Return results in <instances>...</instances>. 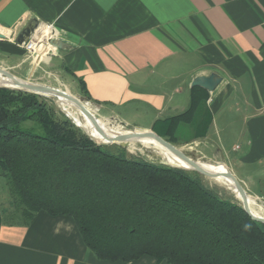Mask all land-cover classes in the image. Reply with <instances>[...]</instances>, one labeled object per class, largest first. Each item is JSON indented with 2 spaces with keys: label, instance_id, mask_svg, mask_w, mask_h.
Instances as JSON below:
<instances>
[{
  "label": "crops",
  "instance_id": "crops-1",
  "mask_svg": "<svg viewBox=\"0 0 264 264\" xmlns=\"http://www.w3.org/2000/svg\"><path fill=\"white\" fill-rule=\"evenodd\" d=\"M31 18L52 24L67 46L49 65L74 83L81 81L103 116L133 128L163 134L164 120L187 109L192 80L218 75L220 84L206 91L208 130L195 142L211 150L216 136L228 162L240 172L252 167L257 173L238 180L231 171L236 179L259 187L264 179V0H0V61L8 68L28 65L16 37ZM188 132L189 125L178 126V134ZM215 163L228 168L225 161ZM7 209L0 206V264H167L150 257L101 262L71 218L39 213L21 226L4 220Z\"/></svg>",
  "mask_w": 264,
  "mask_h": 264
},
{
  "label": "trees",
  "instance_id": "trees-1",
  "mask_svg": "<svg viewBox=\"0 0 264 264\" xmlns=\"http://www.w3.org/2000/svg\"><path fill=\"white\" fill-rule=\"evenodd\" d=\"M79 90L89 101L81 81ZM207 98L193 87L187 109L164 120L165 134L186 124L195 139L204 137ZM94 141L45 97L0 87V177L9 195L4 220L28 226L39 213L71 218L101 262L264 264V224L238 201L221 197L197 172Z\"/></svg>",
  "mask_w": 264,
  "mask_h": 264
},
{
  "label": "rangeland",
  "instance_id": "rangeland-1",
  "mask_svg": "<svg viewBox=\"0 0 264 264\" xmlns=\"http://www.w3.org/2000/svg\"><path fill=\"white\" fill-rule=\"evenodd\" d=\"M31 61H28V65L26 67H23L21 70L17 68H8L5 66L3 62L0 61V68L8 71L9 73L13 74L17 78H20L25 81H29L31 83L39 84L42 86L46 87H51L55 89H59L62 91H66L67 93L71 94L72 96H76L80 98L83 102H86L87 104L90 105L91 107V112L95 115V120L97 123H104L107 122L111 127H118L120 129H126V130H132L134 131L135 129L142 132H149L151 130H143V129H138V128H133V126H128L122 122H120L117 118L115 117H109V116H103L100 112H98L94 106L86 100L80 90H79V84L74 83L71 78L68 77V75L64 72H59L57 68H55L52 65L49 64H40V66L35 67L32 66L30 67ZM29 68V69H28ZM31 69V70H30ZM31 71V72H30ZM30 72V73H28ZM28 73V74H27ZM46 100L48 101V104L55 110V112L62 113L63 115L64 112L59 108L57 105L56 100L53 97H45ZM66 116V115H65ZM72 122V121H71ZM113 124V125H112ZM117 124V125H116ZM139 125H142L143 127H148L146 125V122H138ZM156 134V132L151 131ZM157 135V134H156ZM223 135V134H222ZM175 136V137H173ZM162 139L166 140L173 146H175L177 149L181 150L188 156L189 158L199 161L202 163H207V164H216L215 160L218 161H225L228 165V170L233 172L237 179L239 180V177H241L242 174L246 175H255L254 177L257 176V173L253 171L252 167L244 168L242 169V172L239 171L235 166H233L229 161V156L227 155V150L222 148L223 146L221 145V142H219L215 138V142L213 144V148L211 150H205L203 148V145L198 144L195 142L196 134L194 132H188V134L183 135L182 134H173L172 137L170 135H166L165 132L160 136ZM175 138V139H173ZM198 139V138H197ZM100 144H104L103 140L98 141ZM117 145V144H116ZM163 147V146H161ZM129 157L133 158H140L145 161L155 163V164H163L167 165L159 158L154 152L148 151V150H129L128 148L125 149ZM147 151V152H146ZM211 152V153H210ZM217 152L222 154V157H213L212 153ZM205 153V154H204ZM147 154V155H146ZM220 164V163H218ZM224 165V164H222ZM231 172V173H232ZM232 173V174H233ZM202 176V175H201ZM203 182L205 185H207L209 188L215 190L221 197L223 198H230L234 199L235 201L236 198L233 196V194L226 189L224 186L219 185L218 183L212 181L209 177L202 176ZM244 189L246 190V193L249 195L251 198H255L259 200L260 202L264 203V197L257 196L255 194H264V179L258 182V188H255L252 186V188H248L247 184L241 183ZM9 200V195H8V187L6 180L3 177H0V206L3 205H8L7 201Z\"/></svg>",
  "mask_w": 264,
  "mask_h": 264
},
{
  "label": "water",
  "instance_id": "water-1",
  "mask_svg": "<svg viewBox=\"0 0 264 264\" xmlns=\"http://www.w3.org/2000/svg\"><path fill=\"white\" fill-rule=\"evenodd\" d=\"M39 25V21H37L34 18H31L26 25L22 28V30L19 32V34L16 37V43L18 45H23L24 43H27L30 39V36L33 34V32L37 29ZM0 38H3V35L0 34ZM52 45L58 50H63L64 48H67L66 44L60 41L59 39L52 42ZM0 75L3 78L7 79V85H0L2 88H7L11 90H17V91H23L27 93L37 94L43 97H48L49 95L52 96H58V97H64L66 100H68L70 103L74 104L81 112L82 114L87 117L94 127L96 128L97 132H100L98 125L96 124L95 115L87 108L86 102H83L80 98L76 96H72L71 94L67 93L66 91H62L59 89L51 88L42 86L39 84L31 83L29 81L22 80L20 78H17L13 74L9 73L8 71L0 68ZM221 78L212 73L209 76H198L192 80L191 87H198L201 88L209 93L213 92L215 88L220 84ZM66 115V114H65ZM68 119L72 121V123L81 129L84 133L85 131L80 127L79 124L75 123L68 115H66ZM143 134H137L139 136H144L148 138H152L156 140L158 143H160L164 148L167 150L173 152L176 154L179 158H181L187 167H177L168 165L171 167H176L184 170L194 171L198 174L205 176V177H212L214 172H211L209 170H206L202 167L199 161H195L188 156L181 150L177 149L175 146L167 142L166 140L162 139L160 136L156 135L155 133L149 131V132H142ZM91 140H93L87 133H85ZM104 136V139L106 140V143L103 145H111V144H117L119 147L123 149H127V144L121 142L125 139L126 136H118L116 140L112 141V139H108L105 134H102ZM94 141V140H93ZM95 142V141H94ZM96 143V142H95ZM226 178L231 179L234 183V189L240 196L239 204L241 205L242 209L246 212V214L252 219L257 222H260L264 224V217L261 216H254L250 212V204L247 199V193L244 187L242 186L241 182H239L236 177L228 170L225 174ZM264 204L263 202H260Z\"/></svg>",
  "mask_w": 264,
  "mask_h": 264
},
{
  "label": "bare ground",
  "instance_id": "bare-ground-1",
  "mask_svg": "<svg viewBox=\"0 0 264 264\" xmlns=\"http://www.w3.org/2000/svg\"><path fill=\"white\" fill-rule=\"evenodd\" d=\"M0 85H7V79L3 78L0 75ZM49 97H53L59 108L64 112V114L68 115L75 123L79 124L80 127L87 133L93 140L100 141L104 139V136L102 134H105L107 138L112 139V141L116 140L118 136H126L124 140L121 142L127 144V148L129 150H148L154 152L165 164L177 166V167H187L184 161L179 158L176 154L173 152L167 150L164 147H161L162 145L158 143L156 140L144 136H139L137 134H143L138 130H126V129H120L118 127H111L107 122L104 123H97L98 128L100 132H97L96 128L92 124V122L85 117L82 112L72 103H70L68 100H66L64 97H58V96H52L49 95ZM87 108L91 111V107L89 104H86ZM113 125V124H112ZM117 125V124H116ZM147 152V151H146ZM147 155V154H146ZM203 168L206 170H209L211 172H214L213 176L210 177V179L216 183H218L221 186H224L226 189H228L233 196L236 198V200L239 202L240 196L234 189V183L231 179L226 178L225 174L228 172V169L225 165L222 164H207L200 162ZM247 199L250 204V212L254 216H261L264 217V204L259 203V200L255 198L249 197L247 194Z\"/></svg>",
  "mask_w": 264,
  "mask_h": 264
},
{
  "label": "built area",
  "instance_id": "built-area-1",
  "mask_svg": "<svg viewBox=\"0 0 264 264\" xmlns=\"http://www.w3.org/2000/svg\"><path fill=\"white\" fill-rule=\"evenodd\" d=\"M57 39L58 31L52 24L39 23L29 41L21 46L27 53V59L38 67L40 64H49L56 55L58 50L52 42Z\"/></svg>",
  "mask_w": 264,
  "mask_h": 264
}]
</instances>
